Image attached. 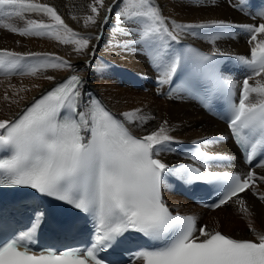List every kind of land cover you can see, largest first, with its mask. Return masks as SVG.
Returning <instances> with one entry per match:
<instances>
[{
	"label": "snow or ice",
	"instance_id": "obj_1",
	"mask_svg": "<svg viewBox=\"0 0 264 264\" xmlns=\"http://www.w3.org/2000/svg\"><path fill=\"white\" fill-rule=\"evenodd\" d=\"M117 2L113 0L105 6L104 0H92L88 6L92 14L83 18L85 27L97 25L99 9L105 12L101 24H106ZM234 6L242 12L251 7L249 0H239ZM31 13L43 14L50 22L27 19L25 27L3 22L4 18L23 20L25 14ZM256 16L264 20V8ZM116 17L133 26L127 32L138 35L134 43L143 44L150 53L159 85H172L174 77L180 75L183 78L175 91L196 96L208 107L213 100L226 101L223 118L228 122L234 142L245 153V162L252 165L256 161V167L264 168V38L258 39V36L264 37V23L234 26L249 33L248 42L253 45L250 58L234 57L248 70L237 102L239 85L221 72L217 59L227 58L229 54L216 47L211 53L191 47L175 50L170 44L179 42L182 35H200L197 29L223 26L225 21L200 24L169 21L156 0H120ZM0 28L20 36H48L61 44L73 45L77 55H94V47L88 51L90 40L101 38L99 35L80 37L56 8L35 0H0ZM204 35L212 45L222 38L220 33ZM42 55L52 57L53 62L22 64L28 57ZM69 68L72 65L68 60L51 53L0 50V74L5 76L16 73L37 76L46 69ZM45 79L56 78L49 75ZM250 80L255 83L250 84ZM83 83L81 76L71 75L34 99L16 118L0 119V188H28L34 190L37 200L48 198L91 216L94 226L91 244L61 251L34 249L40 229L52 219L49 209L37 203L28 224L15 227L13 238L0 241V264H114L100 253L117 246L120 238L130 231L142 234L159 246L132 252L129 264L137 261L143 264H264V233L258 232L251 222L249 229L255 240L236 239L207 226L198 227L196 217L174 215L161 191L169 176L189 186L201 182L219 196L217 202L206 207L220 208L235 197L240 210L251 215L239 194L253 188L257 180L264 181V176H257L254 170L244 175L211 170L217 161L231 159L202 150L203 145L215 144L218 138L193 141L196 147L189 158L196 162L195 166L170 167L159 158L161 152L172 151L169 145L174 142L168 134L167 121L137 137L126 125L143 127L155 117L137 108L121 113L123 119H118L95 98L84 101ZM28 90L22 87L13 95ZM173 91L169 89L170 98ZM4 99L19 104L23 97L10 100L5 93ZM254 195L264 201V194ZM57 226L68 231L76 227L73 223H57Z\"/></svg>",
	"mask_w": 264,
	"mask_h": 264
},
{
	"label": "bare ground",
	"instance_id": "obj_2",
	"mask_svg": "<svg viewBox=\"0 0 264 264\" xmlns=\"http://www.w3.org/2000/svg\"><path fill=\"white\" fill-rule=\"evenodd\" d=\"M35 2L48 4L56 8L64 22L79 33L80 37H96L99 30L102 31V36L98 40H90L88 51L94 47V55H77L73 45L61 44L48 36H20L7 29L0 28V50L20 53H51L68 60L72 65V68L69 69H46L38 73L37 76L21 74L0 76V119H11L36 94L70 71L80 74L83 78V99L86 91L94 90L89 89V87H94L98 90L104 102L121 119H123L121 113L137 108L142 109L145 114L154 116L155 119L150 120L143 127L127 125L138 135L144 136L158 129L165 121H167L169 129L168 134L174 140L201 141L208 134L226 133L225 125L204 113L193 100L176 92L172 93L170 98L169 94L164 92L165 85L156 86L149 83V76L158 79L157 68L144 45L134 43V40L139 39V36L128 34L127 30L133 26L126 21L117 20L116 12L120 10V0L108 15V19H110L112 13H115L114 17L117 20L114 21L116 22L115 26L108 28V32L102 29L104 24H101V21L105 12L104 9H99L98 5L100 18L97 25L85 27L83 18L92 14L88 7L92 0H35ZM112 2L113 0H104L105 6L112 4ZM238 2L239 0H156L162 15L168 18L169 21L175 20L183 24H200L211 21L226 22L223 26L216 25L213 28L197 29L200 35H182L181 39L193 41L210 51L213 50V47L221 51H229L231 56L224 64L223 71L226 76L240 85L248 72L240 69V62L234 57L250 58L253 45L248 42L250 34L234 26H258L260 23H264V20L256 16V12L264 8V0H257L254 6L251 8L246 7L244 12L234 6L238 5ZM245 12L250 14L245 15ZM73 16H76L77 19H72ZM27 19L43 20L45 23L50 22L48 17L36 13L25 14L23 20L4 18L3 22L16 27H25ZM204 33L209 36L220 33L222 38L215 45H212L208 42V38ZM61 34L63 35V33ZM260 38L264 37L258 36V39ZM170 44L171 49L176 50L175 42H170ZM124 45H128V47L125 48ZM50 62H53L52 57L42 55L28 57L26 61H22V64L31 66ZM234 66H238V68L235 69ZM49 75L54 76L56 79L53 81L45 79ZM256 79H261V77ZM249 83L254 84L255 81L250 80ZM141 86L144 87L142 89L146 90L142 91ZM22 87L29 90L14 96L13 93ZM153 89L160 96L155 94ZM5 93H7L10 100L19 99L21 96L23 99L19 100V104L10 103L4 99ZM169 147L172 151H163L159 156L166 164L175 159H181L174 142ZM204 147L209 150L228 152L232 155L229 163L215 164L216 167H213V169L229 167L239 170L243 174L249 170H254L257 176H264V168L250 169L241 163L235 146L227 136L223 140H218L215 144H206ZM163 191L164 200L172 209L194 214L197 218L198 227L207 226L211 230L222 228L224 232L237 238H256L249 229V223L251 222L258 232L264 233V201H261L258 195H254V193L264 194V181L257 180L253 188L239 194L251 215L245 212L239 214L241 211L240 204L235 202V197L233 201H229L226 205L210 210L192 203L176 192L168 183L163 185ZM136 264H140V261H137Z\"/></svg>",
	"mask_w": 264,
	"mask_h": 264
},
{
	"label": "rangeland",
	"instance_id": "obj_3",
	"mask_svg": "<svg viewBox=\"0 0 264 264\" xmlns=\"http://www.w3.org/2000/svg\"><path fill=\"white\" fill-rule=\"evenodd\" d=\"M105 15V14H104ZM103 15V16H104ZM109 15V14H108ZM115 16V13H112V15L110 16L111 18V20L110 19H108V22L106 23V24H104L103 25V27H102V29H104L105 30V32H108V28H111L112 26H115L116 25V22H114L115 20H116V17H114ZM114 18V19H113ZM117 21V20H116ZM110 24V25H109ZM114 24V25H113ZM100 31V32H99ZM99 31H97V33H96V35L98 36H102V31L101 30H99ZM70 72V71H69ZM19 73H16V74H14V75H18ZM0 76H5V75H3V74H0ZM59 79V78H58ZM150 79H153V76H149V83L152 81V84L153 85H156V86H159V84H158V82L156 81V79H154V80H150ZM56 81V80H55ZM50 85V84H49ZM142 88H144L143 86H141L140 87V89L142 90V91H145L146 89H142ZM150 88H151V86H150ZM89 89H94V90H96V88H94V87H89ZM154 90V89H153ZM97 92H98V90H96ZM155 94H157V92H156V90H154L153 91ZM98 94L100 95V93L98 92ZM158 96H160L159 94H157ZM139 135H141V134H139ZM239 211V210H238ZM237 211V212H238ZM241 213H243V211H240V213L239 214H241ZM219 230H222V228H220ZM223 231V230H222Z\"/></svg>",
	"mask_w": 264,
	"mask_h": 264
}]
</instances>
